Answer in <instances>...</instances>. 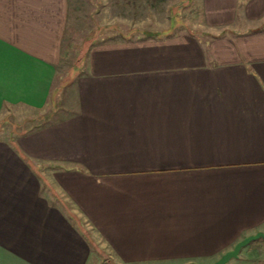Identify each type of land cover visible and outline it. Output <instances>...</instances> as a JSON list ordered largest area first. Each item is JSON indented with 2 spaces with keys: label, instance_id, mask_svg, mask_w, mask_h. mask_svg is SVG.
<instances>
[{
  "label": "crops",
  "instance_id": "crops-1",
  "mask_svg": "<svg viewBox=\"0 0 264 264\" xmlns=\"http://www.w3.org/2000/svg\"><path fill=\"white\" fill-rule=\"evenodd\" d=\"M82 1L0 0V116L49 118L0 135V264H214L264 232V0H99L64 67Z\"/></svg>",
  "mask_w": 264,
  "mask_h": 264
},
{
  "label": "rangeland",
  "instance_id": "rangeland-1",
  "mask_svg": "<svg viewBox=\"0 0 264 264\" xmlns=\"http://www.w3.org/2000/svg\"><path fill=\"white\" fill-rule=\"evenodd\" d=\"M115 3H117V0H114V3L112 2L111 4H109L111 10L113 6H115ZM119 4H117L116 7L119 8L120 6L123 16H126L128 19H132L133 23L141 22V20H143L145 22L144 28L146 29H161L163 26H166V24L169 22L168 19L171 16H173L172 18H174V15L180 16L184 19L188 18V13L186 12L188 11V8H179L178 10L179 6H177V4H170V1L156 0V2H150L137 0L135 2L134 0H121ZM74 7H80L81 11H84L83 14L85 18L83 17L82 21L80 19L81 11L79 13H76V9ZM96 8H98V10H101V12H97ZM103 12L104 9L102 8L101 2L99 0H84L81 4L76 5H73V3H71L68 40H71L72 42L68 44L69 46H66L69 52L67 54L68 57L62 62V65L64 67L68 66L67 63L72 67L79 65L77 56L80 52V48L83 46L82 44L84 41L82 30H85L87 26H91V29L95 28L96 26H98V22H102L111 15V13L106 10V12H104V17L101 15L103 14ZM192 16L193 15L190 14L189 19H187L188 26L193 25V21L191 20ZM102 18L105 19L102 20ZM35 114L36 113H34L33 111L17 109L12 110L5 116H0V135L16 136L17 132L20 130L35 126L39 122H46L47 120H49L48 115L40 117ZM263 244L264 237L252 240L243 247L241 253L242 255H248L252 257L263 254ZM100 255L103 259L106 260V252H102L100 253ZM226 264H247V262L245 260H240L238 256L231 258Z\"/></svg>",
  "mask_w": 264,
  "mask_h": 264
},
{
  "label": "water",
  "instance_id": "water-1",
  "mask_svg": "<svg viewBox=\"0 0 264 264\" xmlns=\"http://www.w3.org/2000/svg\"><path fill=\"white\" fill-rule=\"evenodd\" d=\"M260 237H264L263 231H258L254 234H250L244 237L242 240L236 243L232 250H229L224 253L217 261L214 262V264H226L231 258L238 257L242 247H244L252 240L258 239Z\"/></svg>",
  "mask_w": 264,
  "mask_h": 264
}]
</instances>
